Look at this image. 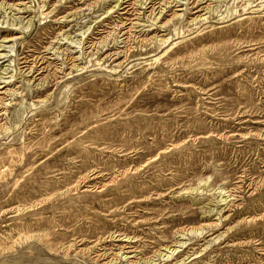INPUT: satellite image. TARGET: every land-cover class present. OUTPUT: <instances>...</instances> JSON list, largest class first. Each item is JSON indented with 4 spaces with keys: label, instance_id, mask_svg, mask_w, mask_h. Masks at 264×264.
<instances>
[{
    "label": "rangeland",
    "instance_id": "1",
    "mask_svg": "<svg viewBox=\"0 0 264 264\" xmlns=\"http://www.w3.org/2000/svg\"><path fill=\"white\" fill-rule=\"evenodd\" d=\"M0 264H264V0H0Z\"/></svg>",
    "mask_w": 264,
    "mask_h": 264
}]
</instances>
